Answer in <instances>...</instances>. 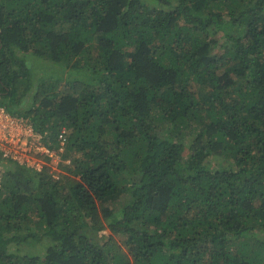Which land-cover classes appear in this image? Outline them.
<instances>
[{
	"label": "trees",
	"instance_id": "16d2710c",
	"mask_svg": "<svg viewBox=\"0 0 264 264\" xmlns=\"http://www.w3.org/2000/svg\"><path fill=\"white\" fill-rule=\"evenodd\" d=\"M0 106L71 160L0 159V264H264V0H0Z\"/></svg>",
	"mask_w": 264,
	"mask_h": 264
},
{
	"label": "built area",
	"instance_id": "2783aa9c",
	"mask_svg": "<svg viewBox=\"0 0 264 264\" xmlns=\"http://www.w3.org/2000/svg\"><path fill=\"white\" fill-rule=\"evenodd\" d=\"M67 144L68 135L64 129L56 135L48 129L40 130L31 119L12 114L0 106V159L37 171L49 168L48 171L58 177L64 171L62 166L71 164L64 155ZM3 170L0 164V188Z\"/></svg>",
	"mask_w": 264,
	"mask_h": 264
},
{
	"label": "rangeland",
	"instance_id": "374dc122",
	"mask_svg": "<svg viewBox=\"0 0 264 264\" xmlns=\"http://www.w3.org/2000/svg\"><path fill=\"white\" fill-rule=\"evenodd\" d=\"M45 60H46L45 58L31 59L32 72H33V75H32V78H33L32 85L33 86L29 94L25 95L23 98L22 109L26 110V108L31 107L30 104L32 103V95L35 94L37 88L40 87L42 83H46V82L57 83L59 87L61 86V88H63L67 78L69 77V74L67 72H61L62 66H60L59 64L53 65L50 62L45 61ZM212 162L216 164H222V165L223 164L229 165L230 163L226 159L223 160V159H216V158L212 159ZM62 172H66V171L64 170ZM2 185H3V180L1 182V186ZM127 197H124L123 199L124 203L128 201ZM109 233H110L109 231H102L99 234V236L102 237L101 235H107ZM28 243L26 244V242H23L19 246L21 251H23L24 253L28 252L36 256H45L46 249L49 246L48 241L44 240V242H40V243H35V242H31V244H28Z\"/></svg>",
	"mask_w": 264,
	"mask_h": 264
}]
</instances>
